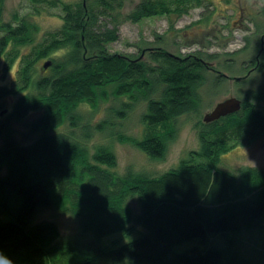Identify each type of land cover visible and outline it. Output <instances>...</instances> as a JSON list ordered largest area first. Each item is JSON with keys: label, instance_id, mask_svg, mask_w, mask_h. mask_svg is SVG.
<instances>
[{"label": "trees", "instance_id": "trees-1", "mask_svg": "<svg viewBox=\"0 0 264 264\" xmlns=\"http://www.w3.org/2000/svg\"><path fill=\"white\" fill-rule=\"evenodd\" d=\"M61 5V26L41 49L22 57L16 78L23 91L17 108L24 107L20 114L27 108L39 111L31 124L38 135L28 144L5 136L0 145V215L4 216L0 257L11 264H257L238 247L233 254L217 245L176 249L185 241L199 238L205 243L219 234L226 235L227 242L245 231L259 235V249L264 252V169L245 167L235 173L218 167L232 145L250 143L264 133V114L253 102L204 122L198 134L201 148L177 167L156 175L119 174L115 154L106 145L90 152L85 142L89 134H83L88 131L82 125L85 118L76 111L80 103L94 108L100 98L107 99L106 86L111 85L123 107H143V135L134 139L136 147L151 158H163L174 118L192 108L203 68L214 67L193 54L172 56L158 49L149 52L152 65L105 47L119 39V25L127 19L137 22L168 12L181 15L197 6L208 9L212 1L141 0L127 15L121 13L124 0ZM25 28L21 23L0 37V55L7 52L10 39H23ZM263 41L264 32L262 52ZM52 42L72 45L58 70L65 72L39 82L29 69ZM72 55L76 56L70 60ZM14 56L7 55L8 63ZM45 61L43 69L52 64L51 60L44 67ZM256 97H262L260 92ZM128 194L137 198L136 212L126 202ZM65 196L70 202L67 209L82 219L74 238L60 240L54 221L34 217ZM121 231L138 236L104 243V238Z\"/></svg>", "mask_w": 264, "mask_h": 264}, {"label": "rangeland", "instance_id": "rangeland-1", "mask_svg": "<svg viewBox=\"0 0 264 264\" xmlns=\"http://www.w3.org/2000/svg\"><path fill=\"white\" fill-rule=\"evenodd\" d=\"M140 1L124 0L121 13L127 15L133 12ZM211 1L212 5L208 9L197 6L181 15L168 12L147 16L137 22L127 19L119 25V39L106 44L108 52H117L129 59L139 58L152 65L154 63L149 56L151 48L163 47L178 56L193 54L225 74L219 75L203 68V80L193 106L174 118L172 137L167 140L166 153L161 159L147 156L134 144V139L143 135V107H123L111 93V85L106 86L107 99L100 98L94 108L80 103L76 111L85 118L82 125H87L88 131L83 134H89L85 141L89 151L92 152L99 144L110 147L115 154V170L119 174L156 175L177 167L183 159L189 158L191 151L201 148L198 134L204 126L203 114L226 97L236 96L242 99L243 105L253 102L254 108L264 114V57L259 56V64L247 77H228L245 75L256 64L264 32V0ZM64 2L82 3V0H0V37L10 34L21 23L26 26L23 39H10L7 52L4 50L5 53L0 55V112L6 109L0 114V145L5 136L17 143L28 144L38 135L31 131V124L39 111L27 108L20 114L19 110L24 107L17 108L19 95L23 91L18 88L16 78L21 69L22 57L33 55L35 50L41 49V45L47 44L52 39L51 34L61 26V4ZM79 36L76 34V39ZM71 46L52 42L49 50L44 51L45 56L32 63L29 69L31 76L40 82L42 78L50 79L64 73L58 70L68 59V47ZM8 54L15 55L10 63ZM75 56L72 55L70 60ZM48 59L52 60V64L43 69V61ZM258 92L262 97H256ZM67 111L71 113L70 108ZM76 132L82 134L79 128H76ZM218 167L235 173L245 167L264 169V133L250 143L232 145L221 155ZM128 195L126 202L136 212L137 198L135 194ZM69 205L68 197H59L53 208L38 211L34 220L54 221L60 231V240L74 238L80 229L82 216L71 213L67 209ZM3 217L0 215V219ZM130 232H117L119 236L104 238V243L108 244L119 237L123 243L138 236ZM232 237L233 240L226 242V235H213L208 240L211 245L199 238L191 239L176 249L183 251L193 245L201 248L217 245L226 246L230 251L228 253L233 254L231 252L238 247L251 261L264 264V252L259 249V235L256 232L243 231Z\"/></svg>", "mask_w": 264, "mask_h": 264}, {"label": "water", "instance_id": "water-1", "mask_svg": "<svg viewBox=\"0 0 264 264\" xmlns=\"http://www.w3.org/2000/svg\"><path fill=\"white\" fill-rule=\"evenodd\" d=\"M83 5H84V0H83ZM154 49H156V48H151L150 50H154ZM158 50H160L166 54L172 55V56H178V55L174 54L173 52H171V51H169L163 47H158ZM50 63H51V60L48 59L47 61L44 62L43 66L47 67ZM204 64L208 65V62H204ZM216 73L221 74V75H225V74H223L222 71H219V70H217ZM228 77L230 79H239L240 78V76H234V78H232L231 76H228ZM241 106H242V99H240L236 96L226 97L222 100L217 101L209 111H206L203 114L202 120L205 123L212 122V121H214V120H216V119H218V118H220L226 114L240 110ZM5 111H6V109L2 110L0 112V114L4 113ZM0 264H11V263L8 259H6L4 257H0Z\"/></svg>", "mask_w": 264, "mask_h": 264}, {"label": "flooded vegetation", "instance_id": "flooded-vegetation-1", "mask_svg": "<svg viewBox=\"0 0 264 264\" xmlns=\"http://www.w3.org/2000/svg\"><path fill=\"white\" fill-rule=\"evenodd\" d=\"M263 48V47H262ZM260 49L259 50V54H258V56L256 57V64H255V66L254 67H252L250 70H248V72L245 74V75H242V76H240V78H245V77H247L253 70H255V68L257 67V65L259 64V56L261 55L262 57H264V55H263V53H262V50L263 49ZM213 71H216L217 72V69L216 68H213ZM220 71V70H219Z\"/></svg>", "mask_w": 264, "mask_h": 264}]
</instances>
